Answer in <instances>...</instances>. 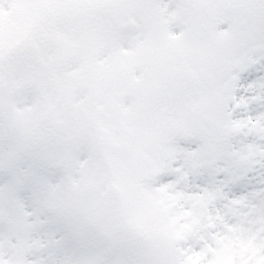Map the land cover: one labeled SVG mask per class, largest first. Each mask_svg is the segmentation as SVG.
I'll use <instances>...</instances> for the list:
<instances>
[{
  "label": "snow or ice",
  "instance_id": "1",
  "mask_svg": "<svg viewBox=\"0 0 264 264\" xmlns=\"http://www.w3.org/2000/svg\"><path fill=\"white\" fill-rule=\"evenodd\" d=\"M0 264H264V0H0Z\"/></svg>",
  "mask_w": 264,
  "mask_h": 264
}]
</instances>
